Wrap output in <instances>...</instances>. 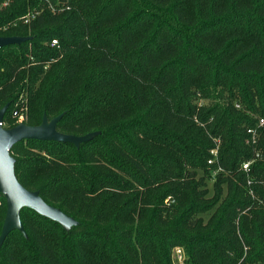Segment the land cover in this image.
Here are the masks:
<instances>
[{"label":"trees","instance_id":"trees-1","mask_svg":"<svg viewBox=\"0 0 264 264\" xmlns=\"http://www.w3.org/2000/svg\"><path fill=\"white\" fill-rule=\"evenodd\" d=\"M0 36L31 37L0 50L5 128L26 99L95 133L12 147L76 223L23 208L0 264H264V0H0Z\"/></svg>","mask_w":264,"mask_h":264},{"label":"water","instance_id":"water-1","mask_svg":"<svg viewBox=\"0 0 264 264\" xmlns=\"http://www.w3.org/2000/svg\"><path fill=\"white\" fill-rule=\"evenodd\" d=\"M30 39L31 37L0 36V50L8 45L21 44ZM8 107L9 105L6 104L0 109V194L6 199V214L0 234V245L13 230H19L26 235L20 217L23 208H30L67 229L76 223L74 218L60 208L48 204L39 191L29 190L19 182L14 169L15 158L10 153L12 147L28 139L69 142L78 147L95 135V133H87L79 136L59 131L57 125L62 114L52 119L44 115L42 122L36 126L20 123L12 128H5L1 126V122H3Z\"/></svg>","mask_w":264,"mask_h":264},{"label":"built area","instance_id":"built-area-1","mask_svg":"<svg viewBox=\"0 0 264 264\" xmlns=\"http://www.w3.org/2000/svg\"><path fill=\"white\" fill-rule=\"evenodd\" d=\"M34 15L32 14H28L25 18V21L28 22L29 19L33 18ZM58 42L57 40H52L51 42V46H54L56 45ZM13 116H19L21 118L22 115H19V111L18 110H15L13 112ZM1 126L2 127H5V124L3 122H1ZM259 127H264V118H260L259 119ZM248 132L251 134V139L253 142H256L257 139H258V132L256 129H249ZM248 142H251L250 140H248ZM211 153L213 154L214 158L217 157V154H218V151H217V148L211 150ZM214 162V159H211L208 161V163L212 164ZM251 162H247L243 165L244 169H248V166ZM174 259L176 260V264H185L184 262V252H183V249L182 248H176L174 250Z\"/></svg>","mask_w":264,"mask_h":264},{"label":"rangeland","instance_id":"rangeland-1","mask_svg":"<svg viewBox=\"0 0 264 264\" xmlns=\"http://www.w3.org/2000/svg\"><path fill=\"white\" fill-rule=\"evenodd\" d=\"M3 5L4 6L7 5V2H3ZM15 110H18L19 111V115H22V117H23V118H21L19 116H13L15 126L20 124V123H26L27 118H28V104H27V100L26 99L23 100L22 102H20V104H19V101H18L16 103V109ZM1 204H3V198L2 197H0V205ZM205 218H207V216ZM4 219H5V217H4Z\"/></svg>","mask_w":264,"mask_h":264}]
</instances>
